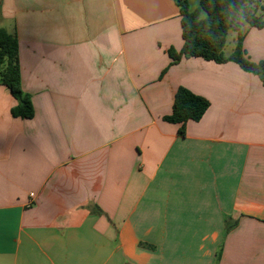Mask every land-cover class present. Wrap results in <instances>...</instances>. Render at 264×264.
Returning <instances> with one entry per match:
<instances>
[{
	"label": "crops",
	"instance_id": "0c3cea01",
	"mask_svg": "<svg viewBox=\"0 0 264 264\" xmlns=\"http://www.w3.org/2000/svg\"><path fill=\"white\" fill-rule=\"evenodd\" d=\"M261 6L242 31L255 63ZM0 28L35 110L13 117L0 85V264H264L263 82L235 62L170 65L173 0H1ZM180 87L210 102L185 135L163 120Z\"/></svg>",
	"mask_w": 264,
	"mask_h": 264
},
{
	"label": "trees",
	"instance_id": "16d2710c",
	"mask_svg": "<svg viewBox=\"0 0 264 264\" xmlns=\"http://www.w3.org/2000/svg\"><path fill=\"white\" fill-rule=\"evenodd\" d=\"M179 8L182 24L183 48L168 51L173 64L183 58H202L218 64L235 62L241 69L258 76L264 85V62L251 61L243 50L242 31L245 25L262 27L258 10L262 0H201L200 8L189 9L188 0H173ZM202 13L206 16L202 17ZM230 31L239 33L234 52L226 57L224 49ZM0 85L6 86L18 104L11 113L15 118L31 119L35 110L31 98L22 90L19 65V43L14 35L0 28ZM210 106L204 97L180 87L174 98L172 113L164 121L179 125L185 135L189 121H200Z\"/></svg>",
	"mask_w": 264,
	"mask_h": 264
},
{
	"label": "rangeland",
	"instance_id": "374dc122",
	"mask_svg": "<svg viewBox=\"0 0 264 264\" xmlns=\"http://www.w3.org/2000/svg\"><path fill=\"white\" fill-rule=\"evenodd\" d=\"M232 37H233V36H232V34H231V36L229 37V40H228V43H229V44H228V45H229L228 47H231L230 45H231ZM227 51H228V50H227Z\"/></svg>",
	"mask_w": 264,
	"mask_h": 264
},
{
	"label": "water",
	"instance_id": "95a60500",
	"mask_svg": "<svg viewBox=\"0 0 264 264\" xmlns=\"http://www.w3.org/2000/svg\"><path fill=\"white\" fill-rule=\"evenodd\" d=\"M0 2H1V0H0Z\"/></svg>",
	"mask_w": 264,
	"mask_h": 264
}]
</instances>
